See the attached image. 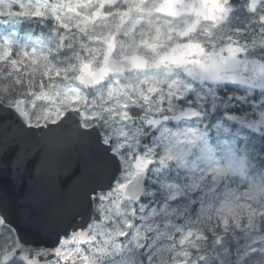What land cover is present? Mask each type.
I'll list each match as a JSON object with an SVG mask.
<instances>
[{
	"label": "snow or ice",
	"instance_id": "6c2138e0",
	"mask_svg": "<svg viewBox=\"0 0 264 264\" xmlns=\"http://www.w3.org/2000/svg\"><path fill=\"white\" fill-rule=\"evenodd\" d=\"M9 122L79 160L51 244L0 200V264H264V0H0Z\"/></svg>",
	"mask_w": 264,
	"mask_h": 264
},
{
	"label": "water",
	"instance_id": "95a60500",
	"mask_svg": "<svg viewBox=\"0 0 264 264\" xmlns=\"http://www.w3.org/2000/svg\"><path fill=\"white\" fill-rule=\"evenodd\" d=\"M35 141H37L36 137L20 133L12 122L0 125V200H7L14 206L30 200L28 194L21 191L20 175L29 173L33 162L44 156V162L52 174L59 175V179L54 180L56 198L49 200L44 213L41 211L38 214L40 221L37 224L36 208H24L26 212L30 211L33 222H25L21 216L20 227L26 239L51 244L54 239L52 226L58 220L60 212L57 185L70 186L72 173L76 171L79 160V146L70 136L63 134L54 135L46 140L39 138L40 143ZM40 148L43 151L37 152ZM18 157L19 162H17ZM22 178L25 179V176L23 175ZM42 223L47 224V233L41 230Z\"/></svg>",
	"mask_w": 264,
	"mask_h": 264
},
{
	"label": "bare ground",
	"instance_id": "6f19581e",
	"mask_svg": "<svg viewBox=\"0 0 264 264\" xmlns=\"http://www.w3.org/2000/svg\"><path fill=\"white\" fill-rule=\"evenodd\" d=\"M39 151V150H37ZM33 177L35 179H38V177L36 175L33 174ZM59 179V175L58 174H53V180H58ZM55 187L50 188V191L54 190ZM43 199L46 200H54L56 198V196L51 193L49 196L47 197H42ZM17 206L21 207V208H27V207H37V202H33L31 200H27L25 203H19ZM52 218H54V216H52ZM39 218H36V224L39 222Z\"/></svg>",
	"mask_w": 264,
	"mask_h": 264
},
{
	"label": "flooded vegetation",
	"instance_id": "af4514ba",
	"mask_svg": "<svg viewBox=\"0 0 264 264\" xmlns=\"http://www.w3.org/2000/svg\"><path fill=\"white\" fill-rule=\"evenodd\" d=\"M44 200H46V199H44ZM41 204H43V202H42V201H40V202H37V206H39V205H41Z\"/></svg>",
	"mask_w": 264,
	"mask_h": 264
}]
</instances>
